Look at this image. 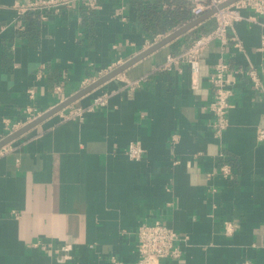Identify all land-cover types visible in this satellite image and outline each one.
I'll list each match as a JSON object with an SVG mask.
<instances>
[{
	"label": "crops",
	"instance_id": "1",
	"mask_svg": "<svg viewBox=\"0 0 264 264\" xmlns=\"http://www.w3.org/2000/svg\"><path fill=\"white\" fill-rule=\"evenodd\" d=\"M32 1L0 0V143L10 139L0 148V264H138V229L156 222L186 239L163 264H264V99L239 78L221 136L209 109L221 61L254 65L264 81V19L242 10L229 36L244 52L210 44L193 89L188 63L168 67L169 57L216 28L213 16L195 25L211 11L195 17L191 4L188 20L156 33L137 18L153 0L20 15ZM103 95L105 107L67 120ZM133 142L139 162L126 155Z\"/></svg>",
	"mask_w": 264,
	"mask_h": 264
},
{
	"label": "built area",
	"instance_id": "2",
	"mask_svg": "<svg viewBox=\"0 0 264 264\" xmlns=\"http://www.w3.org/2000/svg\"><path fill=\"white\" fill-rule=\"evenodd\" d=\"M102 0H36L22 5L18 8L19 14L24 15L27 12L35 11L42 13V19H45L43 13L59 8H72L75 4L83 7L84 11L94 13L101 8ZM192 4V14L200 17L207 12L216 10L213 17L216 21V28L205 35L194 40L185 53L179 56L169 57V64H179L187 62L192 75V87L197 89L199 86L200 60L201 55L210 44L219 42L223 45L233 41L235 47L240 52H244L241 40L236 35L230 37L229 32L234 31L236 24L245 20L242 16V10H250L254 16L247 21H255L256 17L264 19V0H236L224 7V4L232 0H185ZM264 26V21H263ZM264 42V39H263ZM245 77L249 80L252 88L262 95L264 99V81L259 69L250 65L246 70H234L226 61H221L215 66L214 72L210 77V83L213 88V100L209 109L214 116V129L217 136H221L229 127L228 114L232 108L231 99L233 97V88L239 78ZM108 95L96 98L87 108H73L66 115L67 120L83 118L86 112H92L96 108L105 107L108 103ZM33 109H30L31 113ZM34 111V110H33ZM257 138L264 142V127L257 130ZM145 150L141 144L133 142L129 145L126 155L133 161L139 162L143 159ZM222 173H230L227 167L221 169ZM179 234L166 227L160 222L154 224H143L137 232V252L139 255L138 264H163L165 261L177 260L181 257L182 251L177 246L180 241H185ZM120 264V263H116ZM243 264H250L244 262Z\"/></svg>",
	"mask_w": 264,
	"mask_h": 264
},
{
	"label": "trees",
	"instance_id": "3",
	"mask_svg": "<svg viewBox=\"0 0 264 264\" xmlns=\"http://www.w3.org/2000/svg\"><path fill=\"white\" fill-rule=\"evenodd\" d=\"M167 6L162 9V6ZM191 3L185 0H153L139 10L138 21L153 32H166L176 23H182L190 18Z\"/></svg>",
	"mask_w": 264,
	"mask_h": 264
},
{
	"label": "water",
	"instance_id": "4",
	"mask_svg": "<svg viewBox=\"0 0 264 264\" xmlns=\"http://www.w3.org/2000/svg\"><path fill=\"white\" fill-rule=\"evenodd\" d=\"M236 0H232L226 4H224L221 7H224L226 5H229L230 3H233ZM216 12V10L211 11L210 13H208L205 17L200 18L195 25H199L201 23H203L204 21H206L207 19L211 18L214 13ZM192 27H184L182 29H180L179 31H177L176 33L172 34L171 36L167 37L164 41L160 42L159 44L153 46L151 49H149L148 51L142 53L141 55H139L138 57L132 59L131 61H129L126 65H124L123 67H121L120 69H118L117 71L113 72L112 74H110L109 76H107L106 78L100 80L98 83H96L95 86L100 85L101 83L109 80L110 78L118 75L119 73L123 72L124 70H126L127 68H129L130 66H132L133 64H135L136 62H138L139 60L143 59L144 57L150 55L151 53L161 49L162 47H164L165 45L171 43L172 41H174L175 39L179 38L180 36L184 35L185 33H187ZM84 93H80L78 95H76L75 97H73L72 99H70L69 101H67L66 103H64V105L60 108L63 109L65 107H68L71 103H73L76 99H78L80 96H82ZM10 141V139L3 141L2 143H0V148H2L4 145H6L8 142Z\"/></svg>",
	"mask_w": 264,
	"mask_h": 264
}]
</instances>
